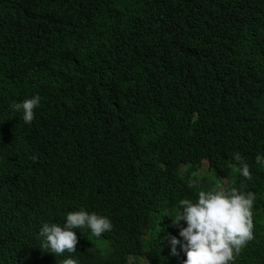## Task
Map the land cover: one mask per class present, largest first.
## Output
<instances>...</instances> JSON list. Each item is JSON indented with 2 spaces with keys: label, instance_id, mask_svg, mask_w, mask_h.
Wrapping results in <instances>:
<instances>
[{
  "label": "trees",
  "instance_id": "obj_1",
  "mask_svg": "<svg viewBox=\"0 0 264 264\" xmlns=\"http://www.w3.org/2000/svg\"><path fill=\"white\" fill-rule=\"evenodd\" d=\"M34 94L25 124L11 105ZM258 153L264 0H0V159L23 160L0 165V264H183L164 213L217 186L255 194L254 238L230 264H264ZM81 207L112 230L42 251L41 224Z\"/></svg>",
  "mask_w": 264,
  "mask_h": 264
},
{
  "label": "clouds",
  "instance_id": "obj_2",
  "mask_svg": "<svg viewBox=\"0 0 264 264\" xmlns=\"http://www.w3.org/2000/svg\"><path fill=\"white\" fill-rule=\"evenodd\" d=\"M39 104L40 96L34 94L12 104L11 108L22 113L23 122L30 124L34 116L38 115L36 107ZM32 159L35 160L36 156ZM232 159L239 165V175L251 179L249 166L240 152H234ZM255 161L264 167V155L258 153ZM22 163L21 158L14 156L0 159V165L7 169L17 168L16 165ZM189 186L195 187L194 184ZM254 200L255 194L251 191L244 192L236 187L221 186L210 191L197 190L194 201L180 199L176 205L174 219L167 211L164 213L172 218V223L179 229V238L175 235L166 238L171 254L177 255L179 245V249L186 256L183 264H230L235 255L254 238L252 220ZM112 228L113 225L107 216L86 211L81 207L68 211L62 224L43 222L38 231V246L42 251L52 253L56 257L62 256L65 252L77 251L76 229H88L93 237H101ZM104 248L109 247L107 245ZM137 261L140 263L141 260L138 258ZM45 264H78V261L72 258L63 260L59 258V261Z\"/></svg>",
  "mask_w": 264,
  "mask_h": 264
},
{
  "label": "rangeland",
  "instance_id": "obj_3",
  "mask_svg": "<svg viewBox=\"0 0 264 264\" xmlns=\"http://www.w3.org/2000/svg\"><path fill=\"white\" fill-rule=\"evenodd\" d=\"M184 170H187V169H184ZM207 174L208 173L205 170H203V171H201V172L198 173V175L200 177L207 176ZM103 250L106 251V252H110V248H103ZM140 264H144V263L142 261H140Z\"/></svg>",
  "mask_w": 264,
  "mask_h": 264
},
{
  "label": "bare ground",
  "instance_id": "obj_4",
  "mask_svg": "<svg viewBox=\"0 0 264 264\" xmlns=\"http://www.w3.org/2000/svg\"><path fill=\"white\" fill-rule=\"evenodd\" d=\"M2 71V70H1Z\"/></svg>",
  "mask_w": 264,
  "mask_h": 264
}]
</instances>
